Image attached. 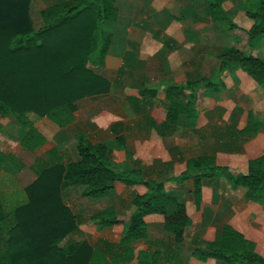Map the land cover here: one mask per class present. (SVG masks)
I'll return each instance as SVG.
<instances>
[{
  "label": "trees",
  "instance_id": "16d2710c",
  "mask_svg": "<svg viewBox=\"0 0 264 264\" xmlns=\"http://www.w3.org/2000/svg\"><path fill=\"white\" fill-rule=\"evenodd\" d=\"M205 1L209 22L225 23L224 33L231 42L217 55L215 77L163 85L168 125H175L180 117L189 126L195 125L198 91L218 92L224 87L220 74L231 68L248 75L264 94V53L255 52L259 42H264V0L235 2L236 10L251 21L248 29L231 20L233 9L225 8L229 0ZM30 2L0 0V120H8L0 122V134L34 152L45 138L27 114L65 127L74 119L75 102L108 92L109 81L95 69L104 65L112 42L111 31L104 27L115 21L117 8L115 0H59L39 12L40 22L35 25L29 15ZM139 95L154 98L156 88H143ZM259 130H264V117L249 112L240 134L253 135ZM76 142L77 160L64 164L53 158L52 150L48 154L51 159L43 158L35 169L36 179L25 188L26 201L9 212L0 205V264H115V259L85 243L59 246L66 235L77 230L76 220L62 200L63 191L70 186H82L80 195L87 198L105 195L116 182L146 187L145 194L132 199L134 209L129 215L117 216L107 210L90 217L97 227L122 225L120 245L125 248L116 261L135 264H184L167 247L162 251L149 248L136 255L131 247L145 238L143 218L150 214L163 216L164 230L172 235L174 244L184 241L190 218L184 204L166 194L165 181L180 183L192 178L196 205L203 181L215 177H223L233 188H242L244 201L264 203V149L247 161L244 170L232 171L218 165L212 156H197L186 160L184 169L175 176L144 180L139 170L116 168L106 143H91L83 134ZM23 168L18 158L0 151V169L4 172L15 175ZM191 256L202 263L212 259L217 264H264L256 243L227 224L213 241L195 245Z\"/></svg>",
  "mask_w": 264,
  "mask_h": 264
},
{
  "label": "crops",
  "instance_id": "0c3cea01",
  "mask_svg": "<svg viewBox=\"0 0 264 264\" xmlns=\"http://www.w3.org/2000/svg\"><path fill=\"white\" fill-rule=\"evenodd\" d=\"M33 1L30 2L29 15L32 23L36 25L40 22L39 12L48 5L39 9L34 21L31 10ZM237 12L250 22L243 27L248 29L251 21L241 11ZM111 33L112 42L105 55L104 65L95 69L97 74L110 83L106 94L85 97L75 102L74 119L65 127H59L47 118L27 114L33 126L45 138V161L51 159L48 154L52 150L53 158L64 164L77 160L76 138L80 134L85 135L91 143H106L108 157L116 168L124 171L139 170L144 180H165L175 176L184 169L186 160L197 156H212L218 165L228 166L232 171H240L244 170L248 160L261 153L264 149V130H259L253 135H241L240 131L247 123L249 112L259 117L264 116L258 115L250 108L244 110L230 99L234 90L232 81L238 80L239 87L240 84L247 87L258 86L248 75L235 68L222 72L219 80L223 82V88L215 93L203 89L204 94L209 93L206 95L209 99L216 96L217 105L203 110V115H199L200 110L197 109L195 125L189 126L184 117H180L175 125H168L165 123L168 103L164 99L163 85L213 78L218 73L217 58H214L213 63H209L205 56L195 58L193 45L198 41L190 32L183 33V43L178 42L181 44L179 47L178 43L173 41L152 43L145 38L138 41L132 38L128 28L124 32L123 41L117 43L113 30ZM255 52L261 54L259 44ZM150 87L156 88L154 98L139 95V90ZM223 91L227 93L222 95ZM199 118L203 121L199 122ZM7 121L0 120L1 123ZM6 140L5 146L14 143L19 146L20 152L30 153L16 140L8 137ZM68 146L69 158L66 157ZM0 151L15 156L24 164V168L15 175L0 169V205L4 211L9 212L26 201L25 188L37 175L35 170L31 171V163H24L18 153L3 146H0ZM16 177L19 178L16 183H21V186H8L7 182ZM82 189V186H70L63 191L62 200L74 216L77 230L66 235L59 246L65 248L73 243H85L91 249H99L106 257L115 259V264H135L134 261H116L125 248L120 245L122 225L97 227L90 221V217L107 210L117 216L129 215L134 209L132 199L136 195L145 194L146 187L143 184L125 186L116 182L111 190L98 198L82 197ZM164 190L185 206L190 218V224L184 232V237H188L185 239L187 243L195 241V237H206L210 233L220 232L224 224L242 232L245 237L253 240L256 246L257 238L264 237V203L244 201L243 189L233 188L223 177L203 181L197 205L192 195V178L180 183L165 181ZM227 190L231 194L239 190L241 202L232 201ZM143 220L145 238L131 244L135 255L149 248L162 251L164 237H169L172 245L174 244L172 235L164 230L162 215H146ZM254 222L255 227L257 226L255 229L251 227ZM188 230H192L190 235ZM152 243L157 245L150 247ZM193 248L194 246L187 254L190 262L216 264L212 259L204 263L195 260L191 256ZM259 253L264 256L262 251ZM177 257L186 264L180 255Z\"/></svg>",
  "mask_w": 264,
  "mask_h": 264
},
{
  "label": "rangeland",
  "instance_id": "374dc122",
  "mask_svg": "<svg viewBox=\"0 0 264 264\" xmlns=\"http://www.w3.org/2000/svg\"><path fill=\"white\" fill-rule=\"evenodd\" d=\"M59 0H34L31 3V10L33 13L34 21L37 19V13L40 8L46 5L53 4ZM242 2L244 0H229L226 2L225 7L231 10L230 18L236 24L245 27L247 23H250L241 14H239L235 7V2ZM234 5V6H233ZM115 6L117 8V16L115 21L107 23L104 27L107 31L113 30L116 38L114 39L117 43L123 41V36L126 28L130 30V35L136 40H148L149 42L158 41H173L176 44L183 43V33L190 32L193 37L198 41L193 45V55L194 57L205 56L209 63H213L214 58L221 53L230 44L231 40L225 35L224 30L226 24H212L208 20V9L205 0H115ZM235 8V9H234ZM165 29L167 31L165 32ZM176 39V41H175ZM178 43V47L181 44ZM259 49L261 53H264V42H259ZM234 85V86H233ZM233 86V87H232ZM232 93L230 94V99L235 101V105L238 107H243L244 110L252 109L258 115L264 116V95H262V89L260 86H241L239 87V81H232ZM203 89L198 91V98L196 100V107L199 111V115H203V110L207 109L209 106L217 105V98L209 99L204 94ZM224 93V94H223ZM225 91L221 94L225 95ZM221 94H219L221 97ZM224 102V100L222 101ZM242 108V109H243ZM6 119H3L5 121ZM203 119L199 118V122ZM6 137L0 136V146L8 148L9 150L18 153L24 163L27 165L31 163V171L37 169L43 161V155H45V144L35 150L34 152L26 153L20 152L19 146L17 144L11 143L7 144ZM70 146L66 149V157L68 156ZM65 157V155L63 154ZM230 165L233 163L228 162ZM38 164V165H37ZM242 168L244 163H242ZM236 168L235 166H233ZM238 168L241 169L239 166ZM237 170V169H236ZM28 173L27 169L25 170ZM20 176H23L20 174ZM19 177V175H18ZM16 179L12 178L11 182H7L8 186H21V183H16ZM224 188V187H223ZM227 189V187H225ZM228 191V190H227ZM224 193V192H223ZM222 193V196H223ZM230 194L232 201L235 200L241 202L240 192L235 191ZM193 213V212H192ZM193 216V214H192ZM248 225V224H247ZM252 228L255 227L254 224L251 225ZM194 229V228H191ZM253 230V229H252ZM192 230H188V234H191ZM219 231L215 233H210L206 237H195V241L191 243L186 242L188 237H184V241L180 244L171 243L169 237L163 238V247L172 249L177 255H180L186 264H195L189 261L187 254L192 246L200 243L210 242L209 240H214L218 235ZM194 238V237H193ZM191 237V239H193ZM257 249L264 253V237L257 238ZM216 263V262H215ZM207 264V263H205ZM208 264H213L210 262ZM217 264V263H216ZM219 264V263H218Z\"/></svg>",
  "mask_w": 264,
  "mask_h": 264
}]
</instances>
